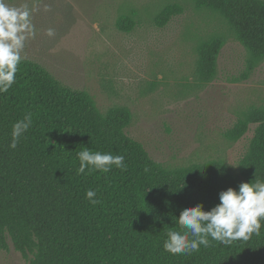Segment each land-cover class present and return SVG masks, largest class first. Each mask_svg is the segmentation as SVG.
I'll return each mask as SVG.
<instances>
[{"label":"trees","instance_id":"1","mask_svg":"<svg viewBox=\"0 0 264 264\" xmlns=\"http://www.w3.org/2000/svg\"><path fill=\"white\" fill-rule=\"evenodd\" d=\"M219 13L247 49L243 78L264 59V0H193ZM183 7L167 4L155 16L165 25ZM120 30L133 22L122 15ZM225 39L213 35L197 45L196 77L210 82ZM32 114V126L16 149L13 124ZM128 107L102 113L84 90L59 81L41 64L22 59L16 82L0 94V249L12 243L29 264H264V222L259 235L223 245L210 240L191 255H173L163 244L180 211L202 203L210 210L219 193L241 183L221 160L166 168L125 132ZM255 124L239 161L245 182L264 181V102L243 112L226 136L237 140ZM125 157L126 168L77 174V153ZM87 172V169H86ZM96 190L92 205L86 191Z\"/></svg>","mask_w":264,"mask_h":264},{"label":"rangeland","instance_id":"2","mask_svg":"<svg viewBox=\"0 0 264 264\" xmlns=\"http://www.w3.org/2000/svg\"><path fill=\"white\" fill-rule=\"evenodd\" d=\"M27 2L36 36L22 57L41 64L63 84L87 92L102 113L128 107L125 132L166 168L221 160L240 182L239 161L256 125L237 140L226 131L251 106L264 102V59L247 78V49L225 19L193 0H7ZM183 7L165 25L155 16L167 4ZM133 22L117 27L120 16ZM48 29L54 34L49 36ZM213 35L225 43L208 83L196 77L197 45ZM0 264H29L9 243Z\"/></svg>","mask_w":264,"mask_h":264},{"label":"clouds","instance_id":"3","mask_svg":"<svg viewBox=\"0 0 264 264\" xmlns=\"http://www.w3.org/2000/svg\"><path fill=\"white\" fill-rule=\"evenodd\" d=\"M32 10L27 2L19 7L10 6L7 0H0V94H6L16 82V74L22 62L26 42L36 36L31 20ZM47 34H54L48 29ZM32 114L12 126L9 148L16 149L20 139L32 126ZM79 167L77 174L92 171L109 173L113 166L126 168L123 155L93 152L85 147L77 153ZM87 169V172H86ZM96 190L86 191V198L92 205L99 203ZM179 230L170 229L164 241V250L173 255H191L207 248L211 241L231 245L233 241H247L253 234L259 235L264 222V181L241 182L238 189L232 187L219 193V203L210 210H204L202 203L186 207L175 217Z\"/></svg>","mask_w":264,"mask_h":264}]
</instances>
